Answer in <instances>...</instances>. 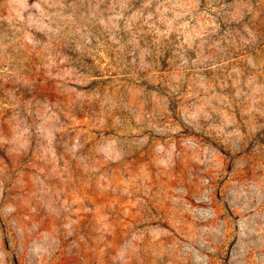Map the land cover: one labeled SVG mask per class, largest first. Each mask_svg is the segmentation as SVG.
Returning <instances> with one entry per match:
<instances>
[{
  "label": "rangeland",
  "instance_id": "374dc122",
  "mask_svg": "<svg viewBox=\"0 0 264 264\" xmlns=\"http://www.w3.org/2000/svg\"><path fill=\"white\" fill-rule=\"evenodd\" d=\"M0 264H264V0H0Z\"/></svg>",
  "mask_w": 264,
  "mask_h": 264
}]
</instances>
